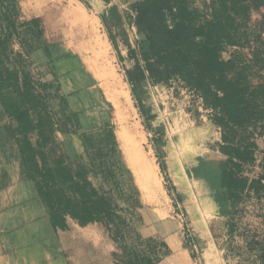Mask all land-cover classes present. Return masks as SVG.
Here are the masks:
<instances>
[{"label":"rangeland","instance_id":"374dc122","mask_svg":"<svg viewBox=\"0 0 264 264\" xmlns=\"http://www.w3.org/2000/svg\"><path fill=\"white\" fill-rule=\"evenodd\" d=\"M142 1L0 0V235L48 236L60 212L72 222L61 233L72 254L59 251L55 264H87L75 239L99 251L95 264H264V188L253 186L264 138L248 179L222 200L219 166H206L227 160L212 111L181 80H163L149 52L145 25L171 29L183 16L161 3L143 18ZM184 1L204 23L219 10ZM258 21L251 14L222 52L238 58L230 77L253 88L264 85ZM15 111L26 113L35 175L10 133ZM56 171L77 182L60 183Z\"/></svg>","mask_w":264,"mask_h":264},{"label":"trees","instance_id":"16d2710c","mask_svg":"<svg viewBox=\"0 0 264 264\" xmlns=\"http://www.w3.org/2000/svg\"><path fill=\"white\" fill-rule=\"evenodd\" d=\"M219 10L208 22H203L195 10H189L184 0H146L137 3L139 16L143 17L153 6L161 3L168 5L175 16H183V21L172 25H157L153 21L147 28L149 52L155 53L160 76L163 80H181L189 89L195 90L203 101L204 108L212 111L210 119L216 130L222 132L221 153L225 162L210 163L206 166H219L222 200H230L236 195L237 188L248 178L245 175L256 163V154L260 152L259 139L264 138V85L253 88L244 77L234 80L230 74L235 70L237 56L222 54L223 42L231 33L247 27L251 14L259 17L258 26L264 31V0H214ZM158 11V10H157ZM142 22V19H140ZM114 43V39L111 38ZM264 70V39L259 41L253 51ZM26 113L13 112L7 119L10 133L29 173L35 175L31 165L36 156V147L24 132L23 122ZM264 153V152H263ZM66 181L76 178H58ZM213 173L209 171L207 175ZM253 186L258 183L264 188V175L254 178ZM77 182V181H76ZM97 221L104 225V218ZM51 224L57 234L70 232L68 219L58 212L51 218ZM61 244V236L59 235ZM87 254V264H95L99 251L89 242L75 239ZM62 252L66 258L72 253Z\"/></svg>","mask_w":264,"mask_h":264},{"label":"crops","instance_id":"0c3cea01","mask_svg":"<svg viewBox=\"0 0 264 264\" xmlns=\"http://www.w3.org/2000/svg\"><path fill=\"white\" fill-rule=\"evenodd\" d=\"M31 230L17 227L0 235V264H55L59 251L62 252L59 240L61 233L57 234L52 226L48 236L41 234L39 228ZM54 235L56 243L59 241L56 248Z\"/></svg>","mask_w":264,"mask_h":264}]
</instances>
